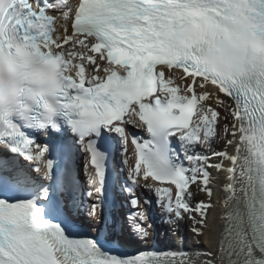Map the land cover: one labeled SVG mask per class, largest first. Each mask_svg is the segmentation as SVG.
<instances>
[{"label":"snow or ice","instance_id":"6c2138e0","mask_svg":"<svg viewBox=\"0 0 264 264\" xmlns=\"http://www.w3.org/2000/svg\"><path fill=\"white\" fill-rule=\"evenodd\" d=\"M221 118L224 150L201 154ZM117 138L132 208L146 185L197 236L210 170L224 174L213 250L114 253L103 146ZM0 148V264H264V0H0ZM77 152L107 235L78 233ZM146 218L129 217L144 240Z\"/></svg>","mask_w":264,"mask_h":264},{"label":"bare ground","instance_id":"6f19581e","mask_svg":"<svg viewBox=\"0 0 264 264\" xmlns=\"http://www.w3.org/2000/svg\"><path fill=\"white\" fill-rule=\"evenodd\" d=\"M230 103V101H228ZM219 111H221V109H219ZM222 113V112H221ZM222 118H221V122H220V127L218 128V135L216 137L213 138L212 141H217L218 143H220V140L221 138H219V135H221V129H222ZM224 137V134L223 136ZM223 143H221L219 145V149H221V151H223V147H222ZM217 147V146H216ZM198 147H197V151H198ZM200 152V150H199ZM202 152V151H201ZM204 153V152H203ZM215 174V173H214ZM220 175V177H218L217 179H222L221 180V185L223 186V183H224V174L223 173H218ZM214 179V187H213V192H214V188L216 186H218L217 184V181H215V175L213 177ZM195 188V187H194ZM194 188L192 189V191H194ZM220 196V195H219ZM198 198V197H197ZM200 198V197H199ZM224 198V193L222 192V195L220 197H215V201L214 203L212 204L213 205V208L211 209V211H209L208 213V216H210L209 218H207V221H206V224L204 225L203 228H201V231L204 233L203 235H200L199 236V239L197 243L194 244V239H190V238H185L183 240V243H182V249L183 250H186V251H191V252H196V251H208V250H213V247H214V238H216L219 234H220V231L223 227L222 225V215H223V204H222V200ZM212 217V218H211ZM211 218V219H210ZM157 225V228L160 226L158 224ZM140 244H133V246H131V248L133 250H143L145 248H150V245L149 244H144L143 245V241H140L139 242ZM175 247H178V245H176ZM125 248V247H123ZM192 248V249H191Z\"/></svg>","mask_w":264,"mask_h":264},{"label":"rangeland","instance_id":"374dc122","mask_svg":"<svg viewBox=\"0 0 264 264\" xmlns=\"http://www.w3.org/2000/svg\"><path fill=\"white\" fill-rule=\"evenodd\" d=\"M221 112H222V114H223V109H221ZM222 121H223V118H222ZM221 135H219V138H221V139H219L220 140V143H218L216 140L214 141V143L213 144H211V146L209 147L208 145H206V144H202L201 146H200V149H202V151H208V155L210 156L211 155V151L213 150V149H215V150H217V151H220L219 150V145L221 144V143H224V137H222L223 136V134H224V132H223V123H222V129H221ZM217 146V147H216ZM214 162H218V161H214ZM210 172H214V170H210ZM211 175L212 176H214L215 175V181H217V184H218V186H216L215 188H214V192H213V187H214V184H213V181L214 180H212V184H211V187H212V192H213V194H212V196H211V198H210V202L213 204L214 203V199H215V197H220L221 195H222V192H223V186L221 185V178L220 179H217L218 177H220V175L217 173V172H215V174H213V173H211ZM224 193V192H223ZM220 195V196H219ZM194 196L196 197V199L197 200H205L206 202L207 201H209V197L207 196V194L206 193H204V192H201L200 190H199V188H195L194 189ZM198 197V198H197ZM200 197V198H199ZM210 216H208V218H209ZM212 218V217H211ZM210 218V219H211ZM199 219V217H197V220ZM181 223L182 222H184V224L186 225V227H187V225H189V227L191 228V230L190 231H187V229L185 230L186 231V233L188 234V237L190 238V239H194L195 237V239H194V244L195 243H197L198 242V240L197 239H199V236H197V235H195L194 233H193V231H192V228L194 227V226H196V227H200L198 224L197 225H194L193 224V222H192V220L191 219H189L188 218V220H184V219H182L181 221H180ZM170 230H172V229H170ZM168 233V236H167V239H166V241H168V242H171L172 241V239H173V237H175L174 236V233L172 232V231H170V232H167ZM201 237V236H200Z\"/></svg>","mask_w":264,"mask_h":264},{"label":"clouds","instance_id":"9594fccd","mask_svg":"<svg viewBox=\"0 0 264 264\" xmlns=\"http://www.w3.org/2000/svg\"><path fill=\"white\" fill-rule=\"evenodd\" d=\"M5 99L7 100V97Z\"/></svg>","mask_w":264,"mask_h":264}]
</instances>
